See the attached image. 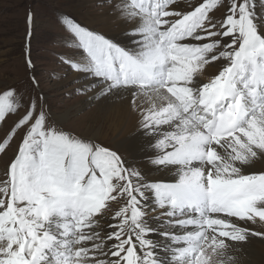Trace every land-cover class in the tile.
<instances>
[{"label":"snow or ice","instance_id":"obj_1","mask_svg":"<svg viewBox=\"0 0 264 264\" xmlns=\"http://www.w3.org/2000/svg\"><path fill=\"white\" fill-rule=\"evenodd\" d=\"M106 2L124 40L63 15L74 48L60 64L79 92L128 100L132 147L65 130L43 95L5 86L0 122L24 111L0 154L24 134L0 173V264H236L229 241L264 223L251 168L264 160V0Z\"/></svg>","mask_w":264,"mask_h":264},{"label":"rangeland","instance_id":"obj_2","mask_svg":"<svg viewBox=\"0 0 264 264\" xmlns=\"http://www.w3.org/2000/svg\"><path fill=\"white\" fill-rule=\"evenodd\" d=\"M259 2L257 0V4ZM108 9L106 0H0V92L5 86H11L25 98L39 99L43 95L42 102L46 109L56 115L66 114L60 124L65 130L85 136L93 135L96 143L119 148L120 153L126 155L110 135V111L101 109L105 96L79 92L83 79H77L71 72L65 76L60 64L64 55L74 48L73 43L66 39L69 33L61 17L71 16L97 31L95 23L104 18L102 14H112ZM257 10L261 11L259 8ZM29 12L34 18L30 38L27 24ZM215 15L220 16V13L216 12ZM23 111L21 108L0 122V141L12 132L14 122ZM98 129L102 136L108 134L106 138L96 134ZM23 134L24 129L17 130L7 154H0V173L6 162L14 157ZM118 208L119 205L112 202V214Z\"/></svg>","mask_w":264,"mask_h":264},{"label":"bare ground","instance_id":"obj_3","mask_svg":"<svg viewBox=\"0 0 264 264\" xmlns=\"http://www.w3.org/2000/svg\"><path fill=\"white\" fill-rule=\"evenodd\" d=\"M102 15H104V18L95 23L97 26L96 30L101 33L103 32L107 36L124 40L121 34L124 25L120 19L115 17L113 13L110 14L107 12ZM208 71L213 72L215 69L209 68ZM97 96H99V94H97ZM101 109L110 111V119L112 120L110 123V135H113L115 142L123 148L127 155L125 150L132 147V137L135 132V121L133 115L129 111L128 100L118 96H105L104 106H102ZM57 116L61 118V121H64L66 114L63 113ZM97 133L103 138H106L105 135H108L103 132L105 137L102 136L99 129L96 131V134ZM251 168L254 171L264 170V160L255 161L251 165ZM152 175L160 176L161 173L153 172ZM164 175L166 178H170L173 173H164ZM245 227L250 229L248 238L243 242L229 241L230 244L234 245V247L230 249V254L236 257V264H264V223H249L245 225ZM252 232L261 233V235H252Z\"/></svg>","mask_w":264,"mask_h":264}]
</instances>
